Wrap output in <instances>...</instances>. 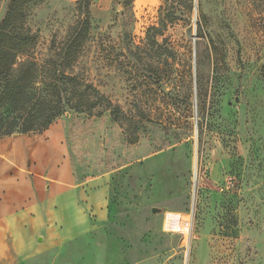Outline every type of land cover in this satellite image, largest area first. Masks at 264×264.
<instances>
[{"label": "rangeland", "instance_id": "obj_1", "mask_svg": "<svg viewBox=\"0 0 264 264\" xmlns=\"http://www.w3.org/2000/svg\"><path fill=\"white\" fill-rule=\"evenodd\" d=\"M77 3L30 7L32 54L44 73L77 77L66 100L88 97L90 84L120 117L97 114L106 100L92 112L67 106L42 132L0 138V218L20 196L94 177L108 215L89 196L78 211L65 196L40 215L53 235L38 236L45 251L13 264H264V0H93L68 68L60 53ZM19 239L27 247L26 230Z\"/></svg>", "mask_w": 264, "mask_h": 264}, {"label": "trees", "instance_id": "obj_2", "mask_svg": "<svg viewBox=\"0 0 264 264\" xmlns=\"http://www.w3.org/2000/svg\"><path fill=\"white\" fill-rule=\"evenodd\" d=\"M42 0H10L4 17L0 20V138L21 133L42 132L71 106L76 111H93L103 104L98 115L107 109L116 119L120 107L104 96L90 98L92 85L85 84L77 100L64 97L65 85H78L77 77L64 69H50L43 72L32 50L37 44L36 34L26 21L29 9ZM134 0H124L131 6ZM93 0H78L77 9L82 18L70 30L65 50L60 53V62L71 68L78 59L80 49L90 33V7ZM159 30L158 27H154ZM58 62V60H50ZM79 91V90H78Z\"/></svg>", "mask_w": 264, "mask_h": 264}, {"label": "crops", "instance_id": "obj_3", "mask_svg": "<svg viewBox=\"0 0 264 264\" xmlns=\"http://www.w3.org/2000/svg\"><path fill=\"white\" fill-rule=\"evenodd\" d=\"M13 136V135H12ZM10 137V136H8ZM4 137V138H8ZM102 178L94 177V179H90L87 181H81L79 183H70L66 182L64 184L66 189H64L61 193H50L49 186L48 189L43 190L44 196H37L33 199H30L29 196L24 195L20 196L19 200L22 202L19 205L13 206L10 212H5L4 216L0 218V264H13L21 257L26 255H34L35 253L45 251V248H42V243L45 242L48 238H52L53 235L47 236L46 233L40 228V215L43 213V209H46V215H49L50 210L54 207V203L60 205L62 199L65 196L74 199L73 205L78 211L80 207L78 206V200H81L84 197L89 196L91 203H96L101 207V219H105L108 215V194L109 191H105L104 197L99 195V192H103V189L106 188L104 184H102ZM83 187H90L88 194ZM69 193V195H66ZM102 197V199H99ZM18 200V201H19ZM82 219L88 220L86 214L82 212ZM103 220H97L96 222H92L90 226H88V230L84 232V234L91 232L95 229V226L99 223L103 222ZM21 230H26V238H27V247L23 244L20 238ZM28 233V236H27ZM41 236L43 242H41L38 236ZM55 245L51 244V247Z\"/></svg>", "mask_w": 264, "mask_h": 264}, {"label": "water", "instance_id": "obj_4", "mask_svg": "<svg viewBox=\"0 0 264 264\" xmlns=\"http://www.w3.org/2000/svg\"><path fill=\"white\" fill-rule=\"evenodd\" d=\"M157 211V208L154 209V212Z\"/></svg>", "mask_w": 264, "mask_h": 264}]
</instances>
